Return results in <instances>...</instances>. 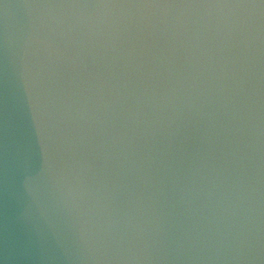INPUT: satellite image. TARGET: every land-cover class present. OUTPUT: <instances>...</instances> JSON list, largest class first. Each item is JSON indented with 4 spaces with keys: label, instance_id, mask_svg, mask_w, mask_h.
Instances as JSON below:
<instances>
[{
    "label": "clouds",
    "instance_id": "9594fccd",
    "mask_svg": "<svg viewBox=\"0 0 264 264\" xmlns=\"http://www.w3.org/2000/svg\"><path fill=\"white\" fill-rule=\"evenodd\" d=\"M0 264H264V0H0Z\"/></svg>",
    "mask_w": 264,
    "mask_h": 264
}]
</instances>
